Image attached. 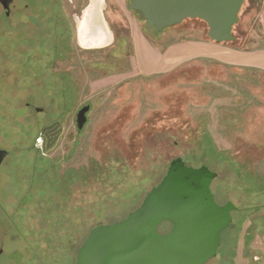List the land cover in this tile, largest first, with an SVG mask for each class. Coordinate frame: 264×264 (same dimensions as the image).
<instances>
[{"label":"rangeland","instance_id":"1","mask_svg":"<svg viewBox=\"0 0 264 264\" xmlns=\"http://www.w3.org/2000/svg\"><path fill=\"white\" fill-rule=\"evenodd\" d=\"M122 1L105 0L102 48L78 43L87 0H14L21 13L0 19V264H73L89 231L126 217L175 156L212 168L216 202L237 207L207 264H264V74L224 68L218 83L204 67L143 74L132 33L164 48L206 29L186 20L156 34ZM263 15L264 0L244 1L235 46L264 47ZM54 121L59 137L36 146Z\"/></svg>","mask_w":264,"mask_h":264},{"label":"water","instance_id":"2","mask_svg":"<svg viewBox=\"0 0 264 264\" xmlns=\"http://www.w3.org/2000/svg\"><path fill=\"white\" fill-rule=\"evenodd\" d=\"M244 1L129 0V8L156 34L195 19L205 23L211 41L223 43L234 41L232 29ZM102 5V0H88L82 10L77 39L85 49L102 48L110 41ZM88 111L89 105L77 111L78 130L84 127ZM6 154L0 149V162ZM216 176L206 165L195 167L181 156L173 158L161 180L126 217L89 231L76 251L74 264H205L216 256L221 233L237 209L231 201L216 202L211 190ZM165 222L170 230L159 233L158 226Z\"/></svg>","mask_w":264,"mask_h":264},{"label":"crops","instance_id":"3","mask_svg":"<svg viewBox=\"0 0 264 264\" xmlns=\"http://www.w3.org/2000/svg\"><path fill=\"white\" fill-rule=\"evenodd\" d=\"M102 2L103 11L105 0ZM114 2L120 6L123 1ZM131 38L132 55L143 74H165L183 68L182 74L188 76L189 71L197 72L204 67L207 68V80L213 83L220 81L217 78L224 74V68L239 73L250 71L264 74V47L233 48L228 43L202 38L177 41L159 48L139 33H132ZM263 84L261 80L259 85L262 87Z\"/></svg>","mask_w":264,"mask_h":264},{"label":"flooded vegetation","instance_id":"4","mask_svg":"<svg viewBox=\"0 0 264 264\" xmlns=\"http://www.w3.org/2000/svg\"><path fill=\"white\" fill-rule=\"evenodd\" d=\"M27 1H29V3L31 4V5H37V0H27ZM88 1V0H87ZM249 2L251 1V4L253 3V0H248ZM18 4V3H17ZM0 6L2 7V14H1V16H0V19L2 20V21H4V23H6V20L7 19H9V18H11V16H13V15H15V16H17V15H19L20 13H21V11L20 10H17V11H15V4H14V0H0ZM37 13H38V11H36ZM263 19H264V15H263ZM192 22V21H191ZM235 40V39H234ZM70 46V44H68V46L67 47H69ZM61 130H62V128H61V126H60V124H59V122H57V121H54V122H52V123H50V124H47V125H44L43 127H42V129H41V136H42V138H43V142L45 143V144H47L48 143V141H54V140H56L58 137H59V135H60V133H61ZM4 150V149H3ZM7 156H8V152H7V154L5 155V157L1 160V162H0V168H1V166H2V164H3V162L5 161V159L7 158ZM175 157H178V156H175ZM174 157V158H175ZM182 157V156H181ZM173 159V158H172ZM171 159V160H172ZM183 159V158H182ZM6 214H7V212H6V209H5V207H4V205L1 203V201H0V216H6ZM0 219H1V217H0ZM165 223H167V222H165ZM163 224V223H162ZM169 224V223H168ZM161 225V224H160ZM159 225V226H160ZM170 225V224H169ZM158 226V227H159ZM228 228V227H227ZM226 228V229H227ZM170 230V226H169V229L167 230V231H169ZM167 231H164V232H160L159 230H158V232L159 233H165V232H167ZM222 235V234H221ZM221 241H220V246H221ZM220 246L218 247V249H217V252H216V256L215 257H217V255H218V251H219V249H220ZM0 253H1V251H0ZM215 257L214 258H212V259H210L209 261H211V260H213V259H215ZM209 261H207L205 264H207ZM224 262H225V260H223ZM226 263H227V261H226ZM74 264V263H73ZM228 264V263H227Z\"/></svg>","mask_w":264,"mask_h":264},{"label":"trees","instance_id":"5","mask_svg":"<svg viewBox=\"0 0 264 264\" xmlns=\"http://www.w3.org/2000/svg\"><path fill=\"white\" fill-rule=\"evenodd\" d=\"M250 4H251V1L249 2ZM135 12V11H134ZM137 14H139L138 12H136ZM139 16H140V14H139ZM140 18L142 19V17L140 16ZM143 20V19H142ZM187 20H191V19H187ZM194 21H195V19H193ZM186 21V20H185ZM197 22H201L202 24H203V26L205 27V29H206V25H205V23L204 22H202V21H200V20H196ZM184 22V21H183ZM182 22V23H183ZM181 23V24H182ZM180 25V24H179ZM178 26V25H177ZM153 32V31H152ZM206 39H209L208 38V36H207V38ZM229 46H231V47H233V48H240V47H238V46H235V44H233V41H231V42H229V44H228ZM196 128H198L199 130H207L204 126H199V125H196ZM193 129V128H192ZM203 133H204V131H203ZM174 158V157H173ZM183 158V160H184V162L187 164V165H191V166H195V167H197V166H200V165H203V164H193L192 162H190V161H188V159H186L185 158V156L184 157H182ZM190 158V157H189ZM212 169V168H211ZM213 170V169H212ZM214 171V170H213ZM212 185V184H211ZM214 194V193H213ZM214 198H215V195H214Z\"/></svg>","mask_w":264,"mask_h":264},{"label":"built area","instance_id":"6","mask_svg":"<svg viewBox=\"0 0 264 264\" xmlns=\"http://www.w3.org/2000/svg\"><path fill=\"white\" fill-rule=\"evenodd\" d=\"M42 137H38V138H36V140H35V145L36 146H40L41 144H42Z\"/></svg>","mask_w":264,"mask_h":264},{"label":"bare ground","instance_id":"7","mask_svg":"<svg viewBox=\"0 0 264 264\" xmlns=\"http://www.w3.org/2000/svg\"><path fill=\"white\" fill-rule=\"evenodd\" d=\"M85 40H86L85 38H81V41H82V42H85Z\"/></svg>","mask_w":264,"mask_h":264}]
</instances>
